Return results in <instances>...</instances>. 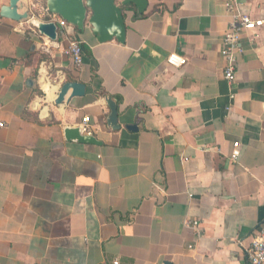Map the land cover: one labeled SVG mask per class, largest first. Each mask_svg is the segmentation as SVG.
<instances>
[{
	"label": "crops",
	"instance_id": "crops-1",
	"mask_svg": "<svg viewBox=\"0 0 264 264\" xmlns=\"http://www.w3.org/2000/svg\"><path fill=\"white\" fill-rule=\"evenodd\" d=\"M225 1L122 6V43L68 25L80 67L34 26L60 18L45 0L0 15V264H246L264 222V24L242 34L228 82ZM238 3L264 20V0ZM69 81L84 93L55 103ZM84 116L98 143L65 138Z\"/></svg>",
	"mask_w": 264,
	"mask_h": 264
},
{
	"label": "water",
	"instance_id": "water-1",
	"mask_svg": "<svg viewBox=\"0 0 264 264\" xmlns=\"http://www.w3.org/2000/svg\"><path fill=\"white\" fill-rule=\"evenodd\" d=\"M18 2L19 0H10L8 5L1 8L0 15L14 20L28 19L27 12H18ZM131 3L136 6L137 14L143 12L147 6V0H122L120 5H117L115 0H45L47 12L66 20L72 27L82 30L87 22L98 41L104 42L115 38L121 43L125 38L122 6ZM33 24L43 36L50 40L57 39V25L54 20L34 19ZM69 89H71V95H81L84 93V84L76 81L64 83L59 89L55 103H60ZM106 103L110 109L107 123L115 129L118 127L117 105L109 97L106 98ZM64 135L66 139L82 143H98L93 135L82 133L78 127H66Z\"/></svg>",
	"mask_w": 264,
	"mask_h": 264
},
{
	"label": "built area",
	"instance_id": "built-area-1",
	"mask_svg": "<svg viewBox=\"0 0 264 264\" xmlns=\"http://www.w3.org/2000/svg\"><path fill=\"white\" fill-rule=\"evenodd\" d=\"M224 5L230 20L222 36L221 54L225 60L223 76L225 80L232 82L235 78L236 62L244 52L241 44L242 34L254 32L264 24V20L252 18L248 14L242 13L239 9L238 0H226ZM56 23L57 36L67 39L64 53L69 56L76 67H80L83 62L82 41L69 37V30L67 29L69 24L66 20L58 18ZM166 62L169 66L177 68L186 63V58L177 53H170L166 58ZM88 121L89 116L82 117L79 127L82 133L90 134L86 126ZM0 126H2V123H0ZM233 148L229 158L231 161H236L240 154L239 143L234 142ZM188 224L198 230V221L189 220ZM245 255L246 264H264V222L258 233L251 239L249 246L245 249Z\"/></svg>",
	"mask_w": 264,
	"mask_h": 264
}]
</instances>
